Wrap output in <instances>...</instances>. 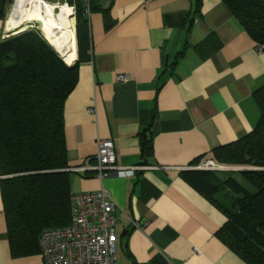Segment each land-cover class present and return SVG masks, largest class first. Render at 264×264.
<instances>
[{
    "label": "crops",
    "instance_id": "obj_1",
    "mask_svg": "<svg viewBox=\"0 0 264 264\" xmlns=\"http://www.w3.org/2000/svg\"><path fill=\"white\" fill-rule=\"evenodd\" d=\"M202 3L197 14L195 0H102L112 28L102 12L89 15L86 33L74 14L66 24L75 47L64 61L79 65L65 104L71 168L95 156L99 140L113 141L118 165L142 167L102 180L72 175L73 193L105 188L116 202L117 264H246L217 237L226 217L181 173L255 129L264 52L221 0ZM12 33L0 19V42ZM150 126L153 150L143 159L141 135ZM2 179L0 264H44L41 254L11 255Z\"/></svg>",
    "mask_w": 264,
    "mask_h": 264
},
{
    "label": "trees",
    "instance_id": "obj_2",
    "mask_svg": "<svg viewBox=\"0 0 264 264\" xmlns=\"http://www.w3.org/2000/svg\"><path fill=\"white\" fill-rule=\"evenodd\" d=\"M221 1L251 39L264 44V0ZM13 3L0 0V19L5 20ZM62 3L75 10L76 25L86 33L89 16L84 0ZM202 4L195 0V13H201ZM89 12L104 13L106 28L113 27L102 0H90ZM78 83L79 65H67L38 31L27 30L0 42V176L13 258L40 255L42 233L71 224L73 172L67 171L71 166L65 104ZM253 97L260 110L255 129L212 152L217 165L237 170H191L181 175L226 217L218 239L246 264H264V88ZM147 132L152 126L141 135L143 159L153 150Z\"/></svg>",
    "mask_w": 264,
    "mask_h": 264
},
{
    "label": "built area",
    "instance_id": "obj_3",
    "mask_svg": "<svg viewBox=\"0 0 264 264\" xmlns=\"http://www.w3.org/2000/svg\"><path fill=\"white\" fill-rule=\"evenodd\" d=\"M89 16L90 0H84ZM259 53L264 52V44L257 45ZM126 81L125 76L117 78L118 83ZM92 112L93 110H89ZM95 156L87 159L81 167L67 171L83 177L95 176L103 179L116 174L127 177L142 167H122L112 140H99ZM200 170L220 171L213 160L199 166ZM71 224L64 228L50 229L40 237L41 256L44 264H117L116 261V216L118 209L109 191L102 188L96 192L72 193L70 198ZM135 228L140 224L129 219Z\"/></svg>",
    "mask_w": 264,
    "mask_h": 264
},
{
    "label": "bare ground",
    "instance_id": "obj_4",
    "mask_svg": "<svg viewBox=\"0 0 264 264\" xmlns=\"http://www.w3.org/2000/svg\"><path fill=\"white\" fill-rule=\"evenodd\" d=\"M14 6H16V3ZM13 10L6 19L8 30L13 33L7 34V37L23 32L25 31L24 28H28L32 24L39 22L44 38L63 59L67 58L73 51L75 37L72 29L66 26L63 21L66 6L51 4L45 0H32L24 12ZM72 14H69V18Z\"/></svg>",
    "mask_w": 264,
    "mask_h": 264
},
{
    "label": "rangeland",
    "instance_id": "obj_5",
    "mask_svg": "<svg viewBox=\"0 0 264 264\" xmlns=\"http://www.w3.org/2000/svg\"><path fill=\"white\" fill-rule=\"evenodd\" d=\"M31 1L32 0H23V2L21 3L19 0H14V3L11 5V6H8V9H7V12H6V18L5 19H7V16L8 15H10L11 14V12H12V10L13 9H15V10H13V11H20V12H24L27 8H28V5H29V3H31ZM45 1H47V2H49V3H51V4H59V5H64V6H66V13H65V17H64V24H68V23H70V18H69V14H72L73 12H71V10L70 9H68V7H67V5L66 4H63L62 3V0H54V1H49V0H45ZM15 3H16V6H14L15 5ZM72 10H74V8L72 9ZM74 12H75V10H74ZM73 14H75V13H73ZM74 22H75V27L77 26L76 24V17H74ZM33 26V28H31ZM77 28V27H76ZM27 29L28 30H35V31H38L41 35L43 34L42 33V29H41V27L40 26H38L36 23H34V24H32L30 27H28V28H24V30H26L27 31ZM61 57V56H60ZM62 59H63V57H61ZM64 60V59H63ZM65 62V61H64ZM66 63V62H65ZM68 65V64H67ZM74 65V64H73ZM199 166H201V165H199ZM199 166H197V168H199ZM220 167H221V165H219ZM222 167H224V166H222ZM196 168V169H197ZM224 168H227V169H219L220 171H226V170H236V169H233V168H229V167H224ZM197 170H199V171H209V170H200V169H197ZM238 170H240V169H238ZM214 172V171H213Z\"/></svg>",
    "mask_w": 264,
    "mask_h": 264
},
{
    "label": "water",
    "instance_id": "obj_6",
    "mask_svg": "<svg viewBox=\"0 0 264 264\" xmlns=\"http://www.w3.org/2000/svg\"><path fill=\"white\" fill-rule=\"evenodd\" d=\"M50 2L51 1H54V0H49ZM75 17V16H74ZM37 25H39L40 27H41V24L39 23V22H37L36 23ZM31 28H33V26L31 27ZM28 30V29H27ZM26 31V30H25ZM39 31V30H38ZM24 32V31H23ZM40 32V31H39ZM20 33H22V32H20ZM17 34H19V33H17ZM17 34H14V35H17ZM12 36V35H11ZM42 36H43V34H42ZM44 37V36H43ZM51 45V44H50ZM57 52V51H56ZM58 53V52H57ZM59 54V53H58ZM60 55V54H59ZM61 56V55H60ZM62 57V56H61Z\"/></svg>",
    "mask_w": 264,
    "mask_h": 264
}]
</instances>
